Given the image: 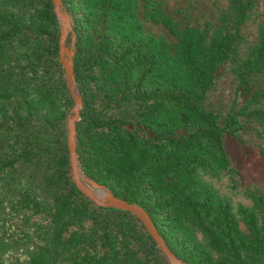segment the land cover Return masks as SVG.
<instances>
[{
  "label": "trees",
  "instance_id": "trees-1",
  "mask_svg": "<svg viewBox=\"0 0 264 264\" xmlns=\"http://www.w3.org/2000/svg\"><path fill=\"white\" fill-rule=\"evenodd\" d=\"M256 2L227 0L201 23L189 4L63 0L81 169L142 206L188 264H264V192L232 179L250 200L233 206L210 182L236 173L225 138L264 121V86L241 106L235 95L222 121L208 104L226 62L236 94L264 78V30L239 53ZM58 36L51 0H0V264H168L136 216L96 206L72 182Z\"/></svg>",
  "mask_w": 264,
  "mask_h": 264
},
{
  "label": "rangeland",
  "instance_id": "rangeland-1",
  "mask_svg": "<svg viewBox=\"0 0 264 264\" xmlns=\"http://www.w3.org/2000/svg\"><path fill=\"white\" fill-rule=\"evenodd\" d=\"M164 1L171 7L189 4L196 16H202V18H200L201 23L205 21L215 23L219 13L224 11L228 5L227 0ZM63 5L65 6L64 3ZM261 30H264V0H257L256 7L243 26V40L239 48L240 54L247 52L251 48L253 43L256 42ZM236 83L234 74L231 71V64L229 62L224 63L219 69L218 78L208 98L209 106L221 114L220 121L224 119L226 111L230 108L235 95H238V106L245 104L256 90L264 86V78L259 77L251 81L250 85L246 86L247 88H241L239 94H236ZM79 92L81 94L80 89ZM70 110L65 118V130ZM263 122L256 118L246 119L245 125L237 136L228 135L225 138V149L230 156L231 167L236 170V173H223L219 177L210 178V182L217 190L218 195L228 200L233 206H236L238 203L248 205L250 204V200L241 190H237L236 187L232 185V179L238 183V187L258 188L264 192Z\"/></svg>",
  "mask_w": 264,
  "mask_h": 264
},
{
  "label": "water",
  "instance_id": "water-1",
  "mask_svg": "<svg viewBox=\"0 0 264 264\" xmlns=\"http://www.w3.org/2000/svg\"><path fill=\"white\" fill-rule=\"evenodd\" d=\"M51 1L59 25L58 59L63 69L66 87L73 100V105L69 116L67 117L65 130L66 145L69 156V170L72 182L75 184L76 188L96 206L118 209L136 216L144 225L151 238L154 239V242L168 264H188L175 255V253L169 248L163 237L158 233L151 217L142 206L135 202H129L121 197L115 196L108 187L97 183L82 171L76 148V125L80 120V110L83 104L82 96L79 92L74 74L76 34L73 30L71 17L63 5L62 0ZM98 189H103V193L99 194Z\"/></svg>",
  "mask_w": 264,
  "mask_h": 264
},
{
  "label": "bare ground",
  "instance_id": "bare-ground-1",
  "mask_svg": "<svg viewBox=\"0 0 264 264\" xmlns=\"http://www.w3.org/2000/svg\"><path fill=\"white\" fill-rule=\"evenodd\" d=\"M103 191H104L103 189H98V193H99V194H102Z\"/></svg>",
  "mask_w": 264,
  "mask_h": 264
}]
</instances>
